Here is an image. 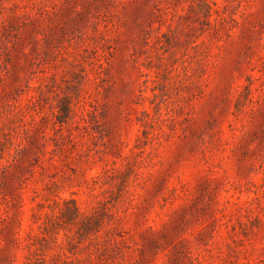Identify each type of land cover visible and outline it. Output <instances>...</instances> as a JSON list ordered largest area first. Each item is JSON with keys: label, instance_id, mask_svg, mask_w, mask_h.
Returning <instances> with one entry per match:
<instances>
[{"label": "rangeland", "instance_id": "obj_1", "mask_svg": "<svg viewBox=\"0 0 264 264\" xmlns=\"http://www.w3.org/2000/svg\"><path fill=\"white\" fill-rule=\"evenodd\" d=\"M0 264H264V0H0Z\"/></svg>", "mask_w": 264, "mask_h": 264}]
</instances>
